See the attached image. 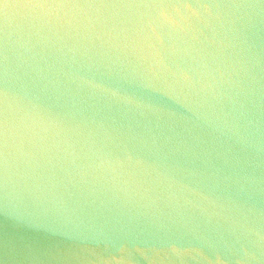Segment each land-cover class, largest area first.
<instances>
[{
    "label": "water",
    "instance_id": "1",
    "mask_svg": "<svg viewBox=\"0 0 264 264\" xmlns=\"http://www.w3.org/2000/svg\"><path fill=\"white\" fill-rule=\"evenodd\" d=\"M0 264H264V0H0Z\"/></svg>",
    "mask_w": 264,
    "mask_h": 264
}]
</instances>
